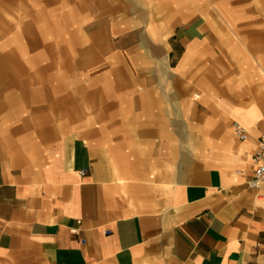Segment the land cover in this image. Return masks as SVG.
<instances>
[{
  "label": "crops",
  "instance_id": "obj_1",
  "mask_svg": "<svg viewBox=\"0 0 264 264\" xmlns=\"http://www.w3.org/2000/svg\"><path fill=\"white\" fill-rule=\"evenodd\" d=\"M262 137L264 0H0V264H264Z\"/></svg>",
  "mask_w": 264,
  "mask_h": 264
},
{
  "label": "built area",
  "instance_id": "obj_2",
  "mask_svg": "<svg viewBox=\"0 0 264 264\" xmlns=\"http://www.w3.org/2000/svg\"><path fill=\"white\" fill-rule=\"evenodd\" d=\"M234 129L241 139L247 138V131L244 127L235 123ZM256 160L257 166L255 168L253 178L250 180V185L252 187H261L264 186V137H262L259 142V150L256 154Z\"/></svg>",
  "mask_w": 264,
  "mask_h": 264
}]
</instances>
